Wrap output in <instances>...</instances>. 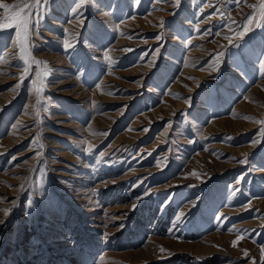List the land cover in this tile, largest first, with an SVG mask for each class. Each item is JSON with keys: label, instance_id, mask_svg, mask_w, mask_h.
Returning a JSON list of instances; mask_svg holds the SVG:
<instances>
[{"label": "rangeland", "instance_id": "1", "mask_svg": "<svg viewBox=\"0 0 264 264\" xmlns=\"http://www.w3.org/2000/svg\"><path fill=\"white\" fill-rule=\"evenodd\" d=\"M74 3L32 29L40 105L0 32V264H264L261 0Z\"/></svg>", "mask_w": 264, "mask_h": 264}, {"label": "snow or ice", "instance_id": "2", "mask_svg": "<svg viewBox=\"0 0 264 264\" xmlns=\"http://www.w3.org/2000/svg\"><path fill=\"white\" fill-rule=\"evenodd\" d=\"M87 0H75L74 6L71 9V12L74 17L81 19V23H83L82 18L80 17V9L82 7L86 6ZM135 2L138 4L139 0H135ZM165 0H157V3H163ZM172 6L176 9H179L182 4V0H170ZM195 4L198 6L199 11L203 14L204 10L209 7H214L210 3H203L202 6L201 0H194ZM236 3L242 2V0H234ZM49 0H18L15 4H6V3H0V9L3 10L4 15L3 17H0V32H6L5 30L14 28L15 29V38L11 37V42L14 47L19 49V60L22 61V65H17L18 67H23V74L20 77V80L23 81L27 78L28 73L30 71L31 65L35 64L38 68L43 66V71H37L36 73V80L33 82L34 84H39L40 86L36 88L37 98H36V104L40 105L41 102V96L40 93L42 92V89L44 86H46V82L43 80V76H45L48 72V65L47 62L40 61L35 59L32 56L31 53V46L29 45L28 41L30 39V36L32 34V29L35 28L36 25H38L43 17V10L45 7L48 6ZM93 3L95 4V0H93ZM250 7L256 8L258 7L260 9L259 13L257 14L256 18L253 16L246 17V23L244 24V31L245 32H251L252 28L251 25L253 23L256 24V27L264 28V23L260 21H264V0H261V3L257 5H249ZM35 12L40 13L39 18H37L35 21L33 20V14ZM218 11V10H216ZM215 14V11H214ZM207 20H211V16L206 17ZM163 26V25H162ZM194 30L199 32L200 28L198 25L193 26ZM210 34L209 31H205L203 33L204 36H207ZM238 35L243 36L244 32L238 33ZM157 39H160L158 36ZM225 39H228V37H225ZM85 41H81V44H85ZM187 43L191 44L192 41L189 40ZM65 48H74V45H72L68 41H64ZM86 47H90L91 44L87 42L85 44ZM124 51H131V49H124ZM154 52H157L158 49L153 50ZM155 59V57H153ZM103 59L105 61L111 62V58L109 57V54L107 51L103 52ZM86 60V58H85ZM217 63H219V60H217ZM260 67L264 69V62H261ZM83 78V74H80V77ZM21 84H17L15 87L19 88ZM47 111V108L44 109ZM37 115H39V110L37 109ZM262 138H264V132L261 133ZM258 141H253V143H257ZM103 155L102 153L100 154ZM245 160L240 161V163H245ZM135 207V205L133 206ZM4 215L8 216L12 209H4ZM184 214L181 213V216ZM179 220L180 217H177ZM4 221H0V223H3ZM243 239L242 236H238L237 240H234L233 246L236 245L237 241ZM163 251V249H161ZM248 253L245 251V256H247Z\"/></svg>", "mask_w": 264, "mask_h": 264}, {"label": "bare ground", "instance_id": "3", "mask_svg": "<svg viewBox=\"0 0 264 264\" xmlns=\"http://www.w3.org/2000/svg\"><path fill=\"white\" fill-rule=\"evenodd\" d=\"M8 52H9V51H8ZM9 53H10V52H9ZM5 55H6V54H5ZM3 57H4V56H3ZM10 60H11V59H10ZM4 69H6V67H5ZM5 78H6V77H5ZM5 80H6V79H5ZM13 94H14V93H13ZM10 95H11V94H10ZM31 95H32V94H31ZM4 97H5V96H4ZM0 100H1V98H0ZM2 100H3V99H2ZM2 100H1V101H2ZM27 117H28V116H27ZM10 138H11V137H10ZM11 139H12V138H11ZM14 139H15V138H14ZM14 139H13V140H14ZM16 139H17V138H16ZM58 220H59V219H58Z\"/></svg>", "mask_w": 264, "mask_h": 264}]
</instances>
